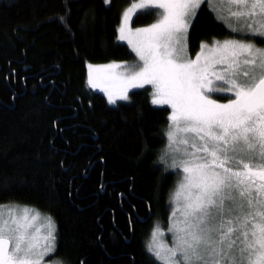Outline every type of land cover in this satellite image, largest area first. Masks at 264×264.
<instances>
[{
    "label": "trees",
    "instance_id": "trees-1",
    "mask_svg": "<svg viewBox=\"0 0 264 264\" xmlns=\"http://www.w3.org/2000/svg\"><path fill=\"white\" fill-rule=\"evenodd\" d=\"M131 2L0 0V204L50 216L61 264H161L146 240L177 181L158 162L171 111L150 87L111 105L88 83L89 63L136 59L118 38ZM146 11L134 26L158 19ZM226 34L203 4L191 56Z\"/></svg>",
    "mask_w": 264,
    "mask_h": 264
},
{
    "label": "snow or ice",
    "instance_id": "snow-or-ice-1",
    "mask_svg": "<svg viewBox=\"0 0 264 264\" xmlns=\"http://www.w3.org/2000/svg\"><path fill=\"white\" fill-rule=\"evenodd\" d=\"M210 2L133 4L123 12L119 40L127 41L138 59L98 66L88 83L96 88L102 82L106 91L117 87L118 96L108 91L110 103L128 100L129 87L151 85V103L171 107L167 147L174 153L171 167L183 177L172 201L178 205L169 228L175 242L150 243L155 258L161 264H264V48L248 42L264 41V0H215L239 39L202 42L192 59L191 21L200 5ZM137 10L158 19L133 30ZM38 219L40 213L27 205L0 204V264H42L55 251V222L44 217L41 227L47 231L40 235Z\"/></svg>",
    "mask_w": 264,
    "mask_h": 264
},
{
    "label": "rangeland",
    "instance_id": "rangeland-1",
    "mask_svg": "<svg viewBox=\"0 0 264 264\" xmlns=\"http://www.w3.org/2000/svg\"><path fill=\"white\" fill-rule=\"evenodd\" d=\"M110 1H111V0H110ZM139 2H140V0H132V2L130 3V5H128V7H127L124 11H126L128 8H130L133 4H138ZM203 4H205V3H202V4L200 5V7H201ZM207 4H208V6H210V8H211L212 10L215 11L216 16H217L219 22H221V23L226 27V32H227V34H226V38H217V37H216V38L213 39V40L221 41V42H222V41H224V40L239 39V36H238L236 33H232V32L230 31V27L228 26V24H229L228 20H227V19H224V17L227 16V12H226V11L218 10V9L221 8V6L218 5V4H216V3H215V0H212V2L207 3ZM200 7H199V8H200ZM142 11H146V10H137V12H136L135 14L132 15V19H131V22H130V26H131V28H132L133 30H135L136 28L147 27V26H149V25H151V24H153V23L156 22V21H155V22H153V23H151V24L144 25V26H141V27H136V26H134V25H133V19H134V17L136 16L137 13L142 12ZM157 11L159 12V11H162V10H157ZM197 11H198V10H197ZM196 13H197V12H196ZM122 19H123V15H122ZM122 19H121L120 26H121V24H122ZM192 21H193V19H192ZM192 21H191V24H192ZM232 23L234 24L235 21H232ZM120 26H119V28H120ZM189 30H190V29H189ZM188 34H189V31H188ZM118 38H119V29H118ZM213 40L210 41V42H205V43L211 45V44L213 43ZM120 41H121V40H120ZM121 42L126 43V44L132 49L131 45H129V44L127 43V41H121ZM248 42L255 43V44L257 45V47L264 48V41H262L261 38H259V37H255V38H253V40L248 41ZM188 47H189V42H188V38H187V50H188V54H189L190 58L194 59L196 55L192 57L191 54H190V51H189ZM132 51H133V50H132ZM199 51H200V50H199ZM199 51H198V52H199ZM134 54H135V53H134ZM136 59H138V58L136 57ZM111 63H117V64H128V65L132 64V62H123V61H112V62H108V63H99V64L89 63L88 66H87V69H88V75L90 74V71L92 72L93 75H95V74H96V68H97L98 66L108 65V64H111ZM89 65H92L93 68H92V69H89ZM113 71H115V72H119V71H121V70H120V69H114ZM98 83H100V87L93 88V87L91 86V88H92L94 91L103 94V95L106 97V99H107L108 102H109L108 91H112V92H114V94H115L116 96L119 95V92H118V88H117V87H110V88H108V90L106 91V90H103L106 86H105L102 82H99V81H98ZM146 87H150V88H151V92H153V87H152L151 85H144L143 88H146ZM143 88H131V87H129V89H128V97H129V94H130L131 91H133V90H137V89H143ZM212 98H213V99H216L218 102H224V101H225L224 99H221L220 96H218V95H213ZM233 98H234V97H233ZM128 100H129V99H128ZM128 100H120V99L117 98L115 103H110V102H109V103H110L111 105H116V104H118V103H120V102H126V101H128ZM156 106H164V107H168V108L170 109V111H171V107H170L169 105H156ZM167 145H168V140H167L166 146H165L164 149L162 150V154H161V156H163L164 159H163V161H161V160H160L161 157H160V158H159V163L162 165V167L164 168V170H165L166 173H167V171H170V170L173 171V172H175V173L177 174V178H176L177 181H176V184H175V186H174V188H173V190H172V193H171V195H170L171 207H170L169 210H168L167 220H166L165 222H163L162 220L160 221V219H157V224L153 227V229H152L151 231L148 232V235H147L148 237H147V240H146V245H147V246H148L150 243H154L156 246L164 245V246H167V247H171V246L174 244V242H175V235H174V233H172V232L169 231V228L171 227V225H172L173 222H174V217L172 216V211H173L178 205L175 204V203H173L172 201H173V199L175 198V193H176V191H177V189H178V184H179V182L182 180L183 172H182L181 170L173 169V168L171 167L172 159H173V155H174V153H173V152L167 147ZM182 199H183V197H181V206H182ZM14 205H18V204H14ZM6 206H7V205H6ZM22 206H23V205H22ZM29 208H31V207H29ZM31 209H34V208H31ZM34 210L37 211L36 209H34ZM38 212H39V211H38ZM39 213H40V212H39ZM33 214H34V213H33ZM176 215H177V217H179V216H180V213L177 212ZM44 217H48V216H46V215L40 213V219H38V220L35 222V224H34L35 227H40V229H41V230H40V235H44V234H46V231H47L46 228L41 227V225L44 224V219H43ZM156 228L159 229V232H157L156 235H155V237H153V232H154V229H156ZM55 248H56V246H55ZM147 248H148V247H147ZM148 250H149V248H148ZM150 252H151V251H150ZM53 253H54V252H51V253H49L47 256H45L44 259H43V261H42V264H57V262L52 261V259H49V260H48V258H49L48 256H50V255L53 254ZM151 253H152V252H151ZM152 254H153V253H152ZM153 255H154V254H153ZM47 257H48V258H47Z\"/></svg>",
    "mask_w": 264,
    "mask_h": 264
},
{
    "label": "flooded vegetation",
    "instance_id": "flooded-vegetation-1",
    "mask_svg": "<svg viewBox=\"0 0 264 264\" xmlns=\"http://www.w3.org/2000/svg\"><path fill=\"white\" fill-rule=\"evenodd\" d=\"M227 102H228V101H227V99H225V101H224V102H219V103H227ZM51 255H52V254H51ZM51 255H50V256H48L49 258L47 257V258H48V260H49V259H52V258H51ZM52 261H55V262H57V261H56V259H52ZM57 264H61V263H60V262H57Z\"/></svg>",
    "mask_w": 264,
    "mask_h": 264
}]
</instances>
